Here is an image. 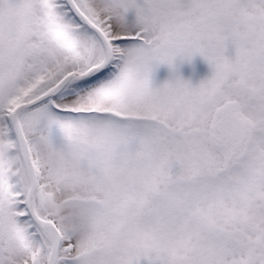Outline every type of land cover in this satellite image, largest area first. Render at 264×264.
I'll return each mask as SVG.
<instances>
[{
	"label": "snow or ice",
	"instance_id": "obj_1",
	"mask_svg": "<svg viewBox=\"0 0 264 264\" xmlns=\"http://www.w3.org/2000/svg\"><path fill=\"white\" fill-rule=\"evenodd\" d=\"M0 264H264V0H0Z\"/></svg>",
	"mask_w": 264,
	"mask_h": 264
},
{
	"label": "rangeland",
	"instance_id": "obj_2",
	"mask_svg": "<svg viewBox=\"0 0 264 264\" xmlns=\"http://www.w3.org/2000/svg\"><path fill=\"white\" fill-rule=\"evenodd\" d=\"M199 55L193 58L191 62L184 61L180 63L178 59V63H180V71L182 72L185 78H191L192 81L198 82L201 78L208 75L211 71L209 66H202L200 62ZM169 75V69L167 65H160L154 72V78L157 82H162Z\"/></svg>",
	"mask_w": 264,
	"mask_h": 264
},
{
	"label": "trees",
	"instance_id": "obj_3",
	"mask_svg": "<svg viewBox=\"0 0 264 264\" xmlns=\"http://www.w3.org/2000/svg\"><path fill=\"white\" fill-rule=\"evenodd\" d=\"M199 58L201 59V65H202V66H203V65H204V66H205V65H206V66H209L208 63H207V61H205L201 56H199Z\"/></svg>",
	"mask_w": 264,
	"mask_h": 264
}]
</instances>
